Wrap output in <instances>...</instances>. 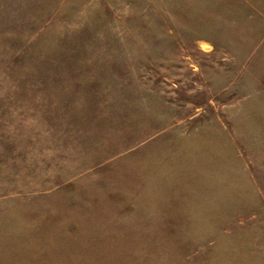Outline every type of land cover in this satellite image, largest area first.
<instances>
[{"label": "rangeland", "instance_id": "374dc122", "mask_svg": "<svg viewBox=\"0 0 264 264\" xmlns=\"http://www.w3.org/2000/svg\"><path fill=\"white\" fill-rule=\"evenodd\" d=\"M211 1L0 0V264H264V62L193 50ZM223 111L242 159L206 219L225 234L146 238L131 144Z\"/></svg>", "mask_w": 264, "mask_h": 264}, {"label": "crops", "instance_id": "0c3cea01", "mask_svg": "<svg viewBox=\"0 0 264 264\" xmlns=\"http://www.w3.org/2000/svg\"><path fill=\"white\" fill-rule=\"evenodd\" d=\"M211 3L219 5L209 19L217 28L210 31L211 38L195 39L193 50L208 57L217 50L229 55L249 47L246 65L255 54H261L264 62V0ZM229 148L241 158L229 132V113L224 111L201 118L191 127L179 121L131 144L133 226L144 229L146 238L157 237L160 244L169 238L173 244H202L207 242L203 234H225L227 222L209 223L206 214H229L234 207L229 204ZM134 181L140 190L134 189ZM32 256L35 259L27 262L25 254L19 253L18 264H37L38 255Z\"/></svg>", "mask_w": 264, "mask_h": 264}]
</instances>
